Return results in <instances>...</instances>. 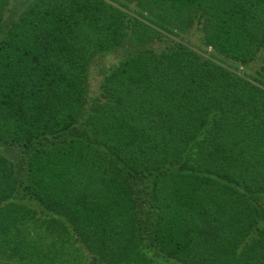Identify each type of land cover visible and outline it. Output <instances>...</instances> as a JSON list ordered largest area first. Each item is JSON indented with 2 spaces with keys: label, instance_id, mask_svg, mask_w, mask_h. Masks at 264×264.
<instances>
[{
  "label": "trees",
  "instance_id": "trees-1",
  "mask_svg": "<svg viewBox=\"0 0 264 264\" xmlns=\"http://www.w3.org/2000/svg\"><path fill=\"white\" fill-rule=\"evenodd\" d=\"M190 30L202 44L155 47ZM118 49L92 96V59ZM69 245L264 264V0H32L0 32V258Z\"/></svg>",
  "mask_w": 264,
  "mask_h": 264
},
{
  "label": "rangeland",
  "instance_id": "rangeland-1",
  "mask_svg": "<svg viewBox=\"0 0 264 264\" xmlns=\"http://www.w3.org/2000/svg\"><path fill=\"white\" fill-rule=\"evenodd\" d=\"M31 1L32 0L8 1L7 5L5 6L3 28L0 31L1 33L4 32L8 28V26H10L17 19V17H19V15L31 3ZM130 7L133 9V12L139 11V7L135 3H131ZM181 38L188 39L189 42L194 45L202 44V34L195 30H190L185 34H181L180 36H176V37H171V36L161 37L160 41L155 43V47H161L169 43V41H171L172 39H181ZM126 51L127 49H118L116 51H108L105 53H99L95 55L89 66V77L87 81V86L92 96L98 94L99 92V85L102 81L101 71L119 62V60H121L127 53ZM37 215H40V213L38 212ZM75 247H78V245L75 244ZM73 249L74 246H70V245L68 246L69 256L72 257V259H70L69 257L68 259L66 258L62 261H55L54 264H92L91 259L85 253H83V255L79 257L77 252L73 251ZM0 264H27V263L10 261L6 258H0ZM35 264H39V263L35 262ZM140 264H168V263L164 262L159 258L153 257L152 253H148L147 260L141 261Z\"/></svg>",
  "mask_w": 264,
  "mask_h": 264
}]
</instances>
